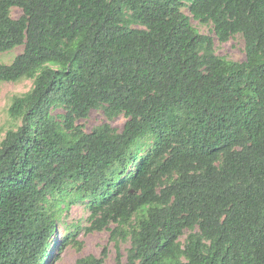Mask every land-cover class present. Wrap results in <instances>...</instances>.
Segmentation results:
<instances>
[{
  "label": "trees",
  "instance_id": "obj_1",
  "mask_svg": "<svg viewBox=\"0 0 264 264\" xmlns=\"http://www.w3.org/2000/svg\"><path fill=\"white\" fill-rule=\"evenodd\" d=\"M183 7L220 42L242 35L245 59L218 56ZM21 45L0 64L33 81L0 141V264L48 263L82 201L87 231L129 236L115 264H264V0H0V53ZM99 108L122 129L84 131Z\"/></svg>",
  "mask_w": 264,
  "mask_h": 264
},
{
  "label": "rangeland",
  "instance_id": "obj_2",
  "mask_svg": "<svg viewBox=\"0 0 264 264\" xmlns=\"http://www.w3.org/2000/svg\"><path fill=\"white\" fill-rule=\"evenodd\" d=\"M182 11L190 17L191 25L202 34L212 37L214 51L218 56L225 59L241 62L245 59L244 39L242 35L236 34L227 42H220L213 32L211 23H202L194 19L187 8L183 7ZM22 14L19 7H12L10 15L12 18H18ZM23 49V46H16L8 51L0 53V64H10L17 54ZM32 79L22 78L17 81H1L0 80V141L3 139L5 132L10 128H15L19 121L12 119L8 114V107L15 95H22L32 87ZM59 107L53 108L54 115L62 113ZM126 117L123 114L109 119L106 117L103 109H93L85 119L77 120L84 131L90 132L94 127L109 123L116 130L120 131L124 125ZM90 210L86 205V201L78 202L69 206L62 214V218L58 223V228L53 237L48 241L46 250L50 251V261L46 264H75L78 259L91 255L102 258V264H115L116 255L120 253L122 262L125 261L128 248L131 246L129 236L124 238L120 236L116 229V224L111 222L108 228L102 230L87 231L86 227L90 225ZM71 223L80 224V230L72 237L70 242L60 251V245L64 242V236L67 233H73V228L67 227ZM114 229L113 232H111ZM189 231H185L180 237L184 242ZM81 243V244H79Z\"/></svg>",
  "mask_w": 264,
  "mask_h": 264
}]
</instances>
